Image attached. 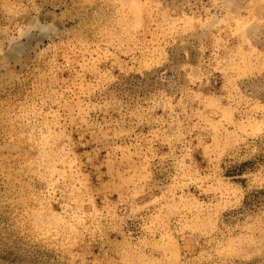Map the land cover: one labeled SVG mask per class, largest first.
I'll list each match as a JSON object with an SVG mask.
<instances>
[{"label":"rangeland","instance_id":"1","mask_svg":"<svg viewBox=\"0 0 264 264\" xmlns=\"http://www.w3.org/2000/svg\"><path fill=\"white\" fill-rule=\"evenodd\" d=\"M0 264H264V0H0Z\"/></svg>","mask_w":264,"mask_h":264}]
</instances>
